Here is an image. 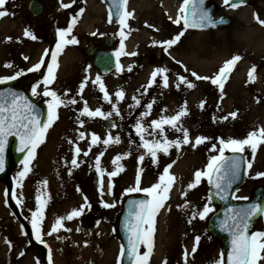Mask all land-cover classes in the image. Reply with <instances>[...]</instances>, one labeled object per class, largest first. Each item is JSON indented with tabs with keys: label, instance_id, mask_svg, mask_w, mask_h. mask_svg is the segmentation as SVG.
Instances as JSON below:
<instances>
[{
	"label": "rangeland",
	"instance_id": "rangeland-1",
	"mask_svg": "<svg viewBox=\"0 0 264 264\" xmlns=\"http://www.w3.org/2000/svg\"><path fill=\"white\" fill-rule=\"evenodd\" d=\"M29 1L24 3L13 2L11 5L13 11L18 12V16L13 19V22L16 21L17 23L13 24L12 28L14 38L7 42L4 49L0 46V78L16 75L17 72H23L25 75H19L17 77L28 82L31 78H40L38 82L40 83L46 73L45 68L39 72H29L28 69L33 67L32 65L38 57L39 51L53 44L56 39L57 28L67 20L66 16L68 14L57 13L58 8L56 7L57 2L62 6L63 4H67V0H46L44 11L40 16H34L29 11ZM80 1L85 0L72 2L71 7L67 8L69 11L71 10L73 15L77 13L78 16V10L81 7L79 5ZM88 1V5L90 6V0ZM139 1L131 0L129 4V12L132 15L127 19L126 27L123 28L124 37L120 35L122 30L121 24H112L108 17L106 19L102 5L100 11L99 8L93 11L91 6L88 9V12H96L100 17L98 23L96 22V25H99L98 31L100 34L114 33L117 36L114 42L115 49H120L121 40L123 39L124 53L126 54L120 55V70L117 74H99L93 69H88L84 74L80 73V69L84 66L88 58L85 52L86 47L91 41L96 40L100 36H93L89 32L93 27L89 28L87 26L86 29H83L81 26L78 31L72 32L71 35L77 39L78 43L71 46L74 55H72L70 63L68 62L66 66L64 65L62 70L57 68L54 82L48 85L49 90L55 91L65 103L57 109L58 119L48 129L50 133L47 144L53 139L55 132L60 126V121L68 120L70 123L68 129H66L69 143H67L66 148L68 161L65 174L72 182L68 188H62L59 195H62L63 192L70 191L72 197L61 201L58 207L66 209L64 206L68 203V210L71 212L72 209H79L81 205H84L85 197H87L88 203V206L85 207L80 217L70 221L65 219L63 221V228L51 235H48V233L51 231V227L56 219L65 216L56 207L50 210L44 209L41 235L42 239L48 240L53 245L56 264H121L120 250L122 244L117 226L119 214L122 209V201L126 195L144 192L127 193L126 190L128 188L136 186V175L135 177L130 175L128 178L118 174L111 178L113 187L111 194H109L108 176L104 175L101 178L100 174L96 171L97 156H100V165L102 166L100 168L103 172L110 168V158L111 156L113 157L105 148H108V144L103 146V140L109 136L115 139V137L122 134L127 139L135 140L138 143L141 142L140 136L136 133V120L154 94L159 91L170 92L173 88L171 87L172 84H181L179 80L181 76L185 77L189 82H192L194 78L189 73L190 70L197 71V75L199 76L214 77L226 60L238 55L239 49L235 48L236 38L234 37L242 38L239 46L240 51L243 47L253 53L259 45L253 46L249 44L245 40V35L250 30H253L252 33L257 29L264 31V25L259 23L256 18L258 16L259 20L264 21V0H253L248 5L234 8L233 11H229L230 6L226 7L221 0H217L221 8L219 14H231L234 18V23L227 28L204 31L194 29H187L185 31L183 22L181 24L173 23L184 2V0H174L173 3L178 12L174 16V13L171 14L170 10L163 8V18L165 20L164 32L158 37L167 41L170 38H174L181 31H184V35L181 36L177 43L167 48L169 55L165 51V48L163 50V46L150 48L149 50H143L142 48L140 50L141 54H139V52H134L135 45L134 48L133 45L131 49L128 48L129 41L133 40L137 32L141 31L133 32V25L131 23L134 19ZM106 21L108 24H103ZM15 26H17L16 29ZM22 27L25 28V31L27 30L32 33L36 38L32 39L30 36H25ZM6 34L7 32L2 30V35L4 36ZM18 34L20 35L19 40L17 39ZM257 36L259 37L260 35L254 33L253 37ZM248 37L251 38V35ZM29 41L32 43L30 44ZM161 49L164 51L162 54ZM262 50H264V46ZM24 53L26 56H31L30 61L26 62L23 59L22 55ZM131 53H136V55H131ZM255 55L253 54V56ZM196 56H198L200 63H198L199 60L192 61ZM261 56V59L258 60L256 56L245 59L240 55L241 59L229 74L222 92L210 80H200L195 84L192 94L196 92V98H192L191 104L187 107H191L197 113V121L199 125L201 124L202 133L204 134L203 137L207 139L204 143L200 144L199 151L190 149L189 145L186 148L198 154L201 164L206 161L203 167L205 169H201L202 172L207 169L210 157L219 155V152L213 148V145L218 149L220 139H242L247 136V131L245 129L242 131L241 128L244 127L243 122L236 119L237 117H235L233 125H230V119L232 117L227 112L232 111L233 105L231 102L224 104V100L227 98H225V95L228 96L225 101H229V94H232L235 99L234 103L238 102L243 104L247 101L250 105H254L257 109L252 115L256 114L254 119L256 118L258 120L260 128H264V53ZM3 58L6 61L11 58L9 62L11 65L10 70L4 69V64L2 63ZM135 61L138 65L131 64L129 70L124 72L125 68L127 69L128 63H134ZM169 64H171L175 73L174 75L172 74L173 81L168 82V87L163 86V76L158 75L151 86L147 87V91L143 92L142 99L144 101H139L138 104L137 101L128 104L127 101L118 100L116 97L115 94L120 91L128 80L133 81V77L137 74L147 72L148 68H151L152 71L157 68L165 69V66ZM253 66H255L256 71L254 73V81L250 82L248 72ZM67 68L70 70V84L65 83L67 81L65 79L68 72L66 71ZM180 72H183V74ZM97 75L100 76L101 82L105 85L109 100L104 99V93L100 91L99 84L93 83ZM82 82L86 83L84 89L81 91L79 86ZM29 85L31 84L29 83ZM184 85L186 86V84ZM40 89L39 95L35 96L47 103L51 98L43 96V84H41ZM245 93H247V96ZM235 94H239L240 97L238 95L235 96ZM127 95L131 96L133 92L131 91ZM71 100H75L76 103H69ZM85 102L92 111L100 108L107 118L100 116H81L80 112L84 108ZM176 103L177 101H172L167 105V113L169 116L176 114ZM201 104H203V107H201ZM113 105H115V109ZM244 109L246 110L245 106ZM117 111L119 115L116 114ZM109 113L111 115H108ZM224 117H228L229 119H224ZM109 118L115 120V126L110 130L105 127L106 121ZM190 119L187 117V120ZM75 123L77 124L75 125ZM80 132L84 133L83 139L79 137ZM96 132L99 134L100 142L93 145L91 143V137ZM261 146H258L254 159L250 149L246 148L243 152L247 156V161L252 162V168L247 169V180L237 191L236 197H249L253 194V190L257 186L264 185V177L254 178L257 172H264V146L260 148ZM46 147L47 145H44L43 148L46 149ZM76 148L80 149L79 155L75 153ZM85 152L88 153L87 156L84 155ZM229 152L226 150L225 154ZM196 154L193 157L195 159L198 158ZM37 157L36 154L35 159L30 164L31 171L38 164ZM74 157L77 160L78 167H74L71 164ZM22 170L23 165L21 162L13 167L12 174L15 180L17 173ZM27 177L23 179L22 186H16V199L20 201L22 215L31 226V213L36 210V206L29 205L28 200L30 197L25 196L21 192V188L25 185V182L27 185L28 183H33L32 179H27ZM94 180H97L98 186H94ZM101 180L103 194H101ZM157 182L155 177H144L140 181V187L147 188ZM3 186H6V184L0 182V259L2 264H44L45 254L29 242L26 230L16 218L14 209L5 200ZM38 188L40 189L41 187L39 186ZM28 194L30 195V193ZM41 199L44 200L42 197ZM104 203L114 204V207L105 208L103 207ZM205 205H208L212 211L207 214L205 219L201 220L198 213L203 210ZM216 209L217 205L209 196L207 177H202L200 183L194 188L186 186L185 189H181L173 186L170 190L169 198L165 201L164 206L155 217L153 250L148 264H185V251L188 253L187 264H214V261L219 259L222 253V245L219 240L209 233L207 220ZM193 212L197 213L195 219L192 218ZM189 220H191V223H189ZM262 223L264 224V218L254 222L251 232L259 231L263 227L261 225ZM197 236L200 237L198 245L195 239ZM194 246L197 250L193 253L192 248ZM146 250L141 245L140 252L143 253Z\"/></svg>",
	"mask_w": 264,
	"mask_h": 264
},
{
	"label": "snow or ice",
	"instance_id": "snow-or-ice-1",
	"mask_svg": "<svg viewBox=\"0 0 264 264\" xmlns=\"http://www.w3.org/2000/svg\"><path fill=\"white\" fill-rule=\"evenodd\" d=\"M7 0H0V9H3V6ZM243 0H224V4L230 7H238ZM205 0H184L183 5L179 10V14L177 18L173 21L175 24H181L183 22L184 30L186 31L189 27L191 28H204V27H215L217 23H223V19L216 21L213 16L210 14V11L204 7ZM127 4V0H119V8L118 11L119 23L122 26L121 37H124L123 28L126 27L127 19L132 15V13L125 10ZM191 5L190 14L186 12V8ZM65 8L71 7V4H63ZM83 12V9H81ZM6 11L0 10V17L7 15ZM258 22L264 25V21L259 20V17H256ZM76 18L73 17L72 21L68 24L66 29H57V41L55 51L51 52V62L47 63V71L43 76L41 84L44 85L43 96L50 97L51 99L47 101V118L44 121H41L38 118V115H34V105L31 104L27 97H24L15 92H9L8 96L11 97L9 102L0 103V172L4 171V152L5 146L7 143V139L10 136H15L19 138L21 147L18 149L21 152L27 150V155L24 156V159L21 161L23 165V170L17 173L16 177V186H22L23 179L27 176V174L31 171L30 164L32 160L35 159V150L36 148L44 142L45 135L47 130L52 126V124L58 119L57 109L65 103L64 100L61 99L60 96L55 91H51L48 88V85L52 84L55 80V71L58 68V55L64 50V48L68 45H75L78 43L77 39L74 36H71L72 29L75 25ZM25 36H30L32 39L36 37L32 35V33L25 31ZM95 35V33H93ZM184 35V31H181L178 35H176L173 39H169L163 42V47L165 51H167L168 47H171L175 43H177L181 36ZM70 37V38H69ZM48 50H45L47 54ZM124 53V43L123 39L121 40L120 49L115 53L117 57ZM136 53H131V55H135ZM25 59H28L25 57ZM241 59L240 56H233L231 59L226 60L223 65L219 68L217 74L214 77L207 76H199L195 72L192 75L197 80H210L213 85H217L221 92L224 87V83L227 80L229 74L233 70L236 63ZM45 61L43 57L41 60L36 63L32 68L28 69L29 72H39L41 70L42 65H44ZM179 63V62H178ZM7 67H11V65H7ZM117 70H120V65L117 64ZM256 71L255 66L248 72L249 81H254V73ZM167 69L157 68L151 73V79L149 80V86L155 81L158 75L163 76V86L168 87V77L165 74ZM22 72H17L16 75L6 76L0 78V83H3L8 80H14L17 76L22 75ZM181 83L186 84L188 88H194L195 85L189 82L185 77H179ZM86 82H82L79 86L82 91L85 87ZM94 84H99L100 91L104 93V99L109 100V95L105 89V85L101 82V78L97 75ZM179 86V85H178ZM37 84H33L32 86V94L39 95L37 92ZM3 93H0V96H3ZM118 99H123L124 93L122 91H118L116 94ZM110 102V101H109ZM69 103H76L75 100L69 101ZM139 101H137V104ZM152 105H147L148 109H151ZM203 107V104H201ZM115 109V105H113ZM119 115V112H116ZM149 113L146 111L143 115L147 116ZM81 116L88 117H104L107 118L105 113L101 111L100 108L92 111L88 108L87 103L85 102V106L80 112ZM108 115H111L109 113ZM187 115L186 107L181 108L175 115L172 116H162L159 120H153L151 122V127L154 131L158 132L161 137L164 136V126L168 125L171 128L180 131L181 129L178 127V122L181 117ZM233 119L237 116L236 112H232L229 114ZM228 117H224L227 119ZM82 124V122H81ZM136 133L141 138V147L144 148L147 153L152 157L153 163L157 162V154L164 153L168 154L170 147L180 148L181 144H190L191 141L189 139V133L185 129L183 130V139L182 140H173L170 141L166 137L161 140H148L144 138L143 133L146 129L142 126V124L138 121L136 124ZM79 137L81 139L84 138V133L80 132ZM207 138L198 136L195 140V145H199L205 142ZM100 142V138L93 134L91 137V143L93 145ZM120 138L117 136L113 139L109 136L107 139L103 140L105 145L110 143H119ZM193 145V146H195ZM219 148L216 149V146L213 145V148L219 152V155H213L210 157L207 169L205 171H197L195 175L194 182L188 185L189 188L196 187L202 177H207L209 183L214 184V187L217 190V194L220 195V199H225L226 196L222 193H226V191L231 188L232 184L239 179L240 170L242 164L246 163V169L252 168L251 161H243L240 157L232 156L226 157L225 151H230L232 153H243L246 148L251 150L253 159L255 158L257 148L260 145H264V128H259L253 131L248 132L247 136L242 139H234L229 138L227 140L220 139L219 140ZM76 155H79L80 149H75ZM85 156L88 155L87 152L84 153ZM102 155V153H101ZM123 157L116 156L112 163L116 165V170L107 173L109 178L108 190L109 194H111L112 183L111 178L117 176L120 172L124 171L123 167L118 165V161H120ZM139 159L143 161L144 157L140 156ZM71 164L74 167H78L77 160L75 157L72 159ZM171 165L164 167L163 173L159 176L158 182L152 184L150 187L141 188V171L142 169H138L136 173V186L130 187L126 190L127 193L132 192H144L148 199L138 200V201H130V205H134V208H130L128 213V217H126L125 227L128 231V241H127V255L130 260V264H148L149 257L153 250V235L155 231V217L158 211L164 206L165 201L169 198V193L172 185L175 182V177L170 174L169 169ZM96 171L100 174L101 178L105 175L103 170L100 168V156L96 157ZM264 177V172H257L256 177L260 178ZM44 184L47 182L44 181ZM101 194H103V185L101 180ZM13 198H16L15 191L13 192ZM239 199L247 200L248 197H233ZM85 203L81 205L79 209H72L65 217H59L56 219L55 223L51 227V231L48 235H51L54 232H58L61 228H63V221L73 220L74 218L80 217L85 207L88 206L87 197L84 198ZM17 203H20L18 200ZM47 201L42 200L41 196L38 194L36 196V210L31 213V228L32 235L35 239L41 243L42 240V224L44 219V208ZM187 206V205H185ZM103 207L110 208L114 207V204L104 203ZM212 209L205 205L203 210L198 213L199 218L201 220L205 219L207 214L211 212ZM258 214H264V207H262L259 203L250 204L247 208L240 209L235 211V213L230 217L231 223L225 221L222 224V228L226 231H229L231 235L230 241V249L227 253L226 264H260L261 261H264V231H255L249 232L250 222L256 217ZM197 213L193 212L192 218L195 219ZM191 223V220H189ZM70 231V229H68ZM196 243L198 245L200 241V237L197 236ZM143 245L147 250L141 253L139 251L140 246ZM196 247L192 248V252L196 251ZM23 255V253H21ZM124 255V248H121V256ZM187 251H185V264H187ZM48 264H52V256L51 249H49L48 255ZM214 264H225L224 254L221 253L219 259L214 261Z\"/></svg>",
	"mask_w": 264,
	"mask_h": 264
},
{
	"label": "bare ground",
	"instance_id": "bare-ground-1",
	"mask_svg": "<svg viewBox=\"0 0 264 264\" xmlns=\"http://www.w3.org/2000/svg\"><path fill=\"white\" fill-rule=\"evenodd\" d=\"M174 0H140L139 4L136 8V13L134 16L132 23V31H139L137 32L133 40H130L128 48L131 49L132 45L135 50L134 52L141 54L142 48L143 50H149L150 48L155 47H162L164 40L161 39L160 34L164 32V15H163V8L166 10H170V13H174V16L177 13V8L174 6ZM232 13V12H231ZM98 17V16H97ZM99 19V17H98ZM13 25V24H11ZM78 26V25H77ZM11 27L9 25V22L5 21L2 22V29L3 31L6 29H10ZM0 30V32L2 31ZM143 29V30H142ZM253 30L248 31L245 35V40L251 44V45H259L258 48L253 51V53L248 50L241 48L240 51V43L242 42V38H236V49H239L238 56L241 55V57H244L245 59H250V57H255L259 60L261 59V55H263L264 50H262V47L264 46V31H261V29H257L255 32L252 33ZM254 33L259 34L258 37H253ZM11 33H9L6 36L0 35V46H2V49H4V46L7 45V40H9ZM251 35V38L248 37ZM155 36V37H154ZM243 36V35H240ZM171 39V38H170ZM173 39V38H172ZM151 40V41H150ZM169 40V39H168ZM244 40V39H243ZM244 40V41H245ZM135 43V44H134ZM196 43V42H195ZM229 46V45H228ZM176 48V47H175ZM174 48V49H175ZM1 49V52H2ZM164 50V47H163ZM161 49V54L164 52ZM248 50V51H247ZM168 54V49H167ZM76 54V53H75ZM253 54H256L253 56ZM261 54V55H260ZM74 55V52L71 49L66 48L65 52L62 57V66L59 65V69L62 70V67L67 65L69 61V58ZM136 55V54H135ZM169 55V54H168ZM261 56V57H260ZM4 59V58H3ZM2 59V60H3ZM198 56H196L195 59L192 61H197ZM243 60V59H242ZM128 62V61H127ZM2 63H6L5 59L2 61ZM200 63V60L198 61ZM131 64H136V61L134 63H128L127 69L125 68V71L129 70V67ZM200 66V64H199ZM165 69H167L166 75L168 77V82L173 81V75H174V69L172 68L171 64L166 65ZM192 69V68H191ZM67 75L65 76V79H69V68L66 69ZM152 69L148 68L147 72L139 73L135 77H133V81L128 80L126 84L120 89L124 93L123 99H118L124 102H128V104H132L136 101H144L142 99L143 92L147 91L148 83L147 79L152 73ZM195 72L198 74L197 71L190 70L189 73ZM183 74V72H180ZM173 74V75H172ZM194 80L191 82L194 85L198 83V81L194 76ZM183 83L178 85H171L173 87L170 92L166 91H159L158 93L154 94L149 102H147V105L151 104V109L147 108V105L141 112L140 116L136 120V122H140L142 126L146 129V131L143 133L144 138L148 140H163L165 137L170 140H182L183 139V130H187L189 133V139L191 140L190 144H181L180 148L177 149L176 147H170L168 154L165 155L164 153H158L157 154V162L154 163V166H150L147 163H149L152 160V157L147 153V151L142 148L141 142H136L135 140L127 139L124 135H118L120 138L119 143H110L108 144V148H106L107 152L109 151L113 157L110 158V168L105 170L104 173L106 176L107 173H110L114 170H116V165H113L112 161L116 156L123 157L120 161H118V165L122 166L124 171L120 172L119 175H123L124 177H135L137 170L142 169L141 171V179L143 180L144 177H155L156 181H158L159 176L163 173L164 167L171 165V168L169 169L170 174L175 177V182L173 186L176 188L185 189L186 186H188L190 183L194 182L195 179V173L197 171H201V169L205 166L206 161L201 164L200 158L198 154L190 151V149L198 150L199 151V145H195L196 137L201 136L203 137V131L201 129V124L199 125V122L197 121V113L191 109V107H187L191 104L192 98H196V92L193 93V88H188ZM184 87V88H183ZM183 89V90H182ZM182 90V91H181ZM40 90H38L39 92ZM133 92V95L128 96L127 94L129 92ZM240 97L239 94H235V96ZM247 96V93H245ZM158 97V99H156ZM228 98L227 95H225V98ZM229 101L224 100V104L226 102H231L233 105V109L230 112L237 113V118L240 122H243L244 127L242 128V131L245 129L248 132L259 129V122L254 117L255 115H252L257 108L254 107V105H250L247 101H245L243 104L241 103H234V95L229 94ZM144 98V97H143ZM141 99V100H140ZM181 100H183L181 102ZM177 101V112L181 110V108L186 107L188 110V114L181 117L180 121L178 122V127L181 129L180 131H177L173 128H171L168 125L164 126V136L161 137L158 132L154 131L151 127V122L153 120H159L162 116H169L167 113V105L172 102ZM161 102V103H159ZM155 103V104H154ZM161 104V105H160ZM246 104V105H245ZM244 106L246 110L244 109ZM148 112L149 114L147 116L143 115L145 112ZM176 112V113H177ZM175 115V114H171ZM187 117L191 118L190 120H187ZM229 119V118H228ZM234 119H230V125L232 126L234 123ZM76 125V123H75ZM70 126L69 121H60V126L55 132L53 139L49 144L48 143V136L44 138V142L40 144L37 148L38 150V164L34 167V169L27 174V179H32L33 183H27L25 182V185L21 188L22 194L25 196L30 197L29 205H35L36 206V196L40 194L44 200L47 201L45 205V210L55 209V207L60 210L64 216H66L68 212V203L64 206L63 209L61 207H58V205L63 201L66 200L69 197H72V193L70 191L66 193H62V195H59L62 188H68L71 185V180H69L66 177L65 170L67 166V156H66V145L69 143V138L66 136V129ZM199 128V129H198ZM171 131V132H170ZM95 135L99 136V134L96 132ZM103 144V143H102ZM44 145L46 149H44ZM105 144H103L104 146ZM190 146V149L186 148ZM195 145V146H193ZM264 145H262L260 148H262ZM44 149L43 151H41ZM188 149V150H187ZM36 150V151H37ZM196 154L198 156L197 159L193 158ZM140 156H143L144 159L141 161L139 159ZM200 161V162H199ZM100 167H102L100 165ZM204 170V168H203ZM46 181L47 183L44 184L43 182ZM40 184V185H39ZM41 187L40 189L38 187ZM5 186H3L4 188ZM2 188V189H3ZM19 189V188H18ZM2 192V190H1ZM30 193V195L28 194ZM35 198V199H34ZM58 210H56L58 212ZM56 212V213H57ZM166 254V253H165ZM166 259V255H165ZM110 261V259H109ZM0 264H2V261L0 259ZM93 264V263H92Z\"/></svg>",
	"mask_w": 264,
	"mask_h": 264
},
{
	"label": "water",
	"instance_id": "water-1",
	"mask_svg": "<svg viewBox=\"0 0 264 264\" xmlns=\"http://www.w3.org/2000/svg\"><path fill=\"white\" fill-rule=\"evenodd\" d=\"M208 1L209 0H205L204 7L207 10H209L210 14L213 16L214 13L217 11V7L214 4L207 5ZM243 1H245V0H243ZM110 5H111V8L113 10H117L116 7H112V4H110ZM190 7H191V5H190ZM31 8L35 9V13L40 12V9L39 8L36 9L33 5L31 6ZM120 10L121 9H119L117 11H114V17H112L113 21L116 20L117 18H119L118 11H120ZM222 19H223L224 22L223 23H217L215 27L229 25L232 22V20L230 18H228V17H222ZM219 20H221V18ZM219 20H216V21H219ZM205 28H214V27H205ZM96 64L98 66H100L101 69L104 72H108V71L112 70L115 67L116 59H115V57H114V55L112 53H109V54H106V55H103V56H98L97 60H96ZM9 92H15V93H18V94H20V95H22L24 97H27L28 101L31 104L34 105V113L33 114L34 115H38V118L41 121L46 120V115H47L46 108L44 107V105H42V104L38 103L37 101H35L26 88L18 87L14 83L0 84V93H3L4 94L3 96H8ZM11 139H16V144L14 143L13 148H10V140ZM20 147H21V145H20V141H19L18 137H15V136L8 137L7 143H6V146H5L4 171L0 172V179H4L8 183L10 182L9 170H10V167L12 165V162L13 161H18L21 158V156L26 152V150L24 152L19 151L18 149ZM12 157H14V158H12ZM243 179H244V168H243V165H242L241 166V170H240L239 179L236 180L232 184L231 188H229V189H231V191H232V189L234 190L236 187H238L243 182ZM211 194H212L213 199H215L216 201H218L221 204V208L212 217L211 223L209 225V229L216 236L220 237V239L222 240V242L224 244L225 255L227 256V253H228V251L230 249V240L228 238L227 233L224 232L221 228H219V223H222V221H220V220H223L229 211L234 210V209H238V210L244 209V208H247L248 205H247V203H233L231 201V196L232 195L229 192L225 193V196H226L225 199H223V200L220 199V195L217 194V192L215 191L214 184H212V183H211ZM257 195L258 196L253 201H251L252 204L253 203H259L262 207H264V201L259 196L260 194H257ZM130 201H137V200L136 199H131V200L127 201L126 207H125V211L123 213L122 221H121V231H122V234H123L124 240H125V253H126L125 264H130L129 257L127 255L128 231H127V229L125 227L126 217H128V213L130 211V208H134V205H130V203H129Z\"/></svg>",
	"mask_w": 264,
	"mask_h": 264
},
{
	"label": "flooded vegetation",
	"instance_id": "flooded-vegetation-1",
	"mask_svg": "<svg viewBox=\"0 0 264 264\" xmlns=\"http://www.w3.org/2000/svg\"><path fill=\"white\" fill-rule=\"evenodd\" d=\"M13 2H21V3H24V2H26V0H7V4L9 6H11Z\"/></svg>",
	"mask_w": 264,
	"mask_h": 264
}]
</instances>
